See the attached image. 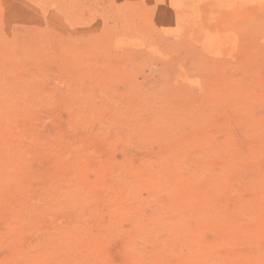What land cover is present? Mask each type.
Returning a JSON list of instances; mask_svg holds the SVG:
<instances>
[{
  "label": "rangeland",
  "instance_id": "obj_1",
  "mask_svg": "<svg viewBox=\"0 0 264 264\" xmlns=\"http://www.w3.org/2000/svg\"><path fill=\"white\" fill-rule=\"evenodd\" d=\"M0 264H264V0H0Z\"/></svg>",
  "mask_w": 264,
  "mask_h": 264
}]
</instances>
